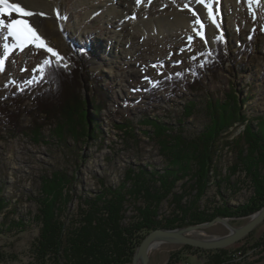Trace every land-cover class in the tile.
I'll return each instance as SVG.
<instances>
[{
  "label": "rangeland",
  "instance_id": "rangeland-1",
  "mask_svg": "<svg viewBox=\"0 0 264 264\" xmlns=\"http://www.w3.org/2000/svg\"><path fill=\"white\" fill-rule=\"evenodd\" d=\"M104 1L63 0L58 4L57 12L60 17L57 15L56 20L65 42L50 37L48 46L56 50L63 57L62 60H58L44 48L31 44L23 51L11 49L8 57L0 53L5 63L3 71H0V198L6 203L0 212V264H45L43 251L40 254V220L36 215L39 213L40 200L46 196L44 186L47 182L44 178H49L56 170L68 172L70 181H63L65 186L62 192L68 194L69 198L66 202L54 203V209L58 208L63 213L65 211L66 221L71 222L78 208L86 206V199L97 198L103 188L119 187L125 182L126 176L130 172L135 173V170L139 171V167L148 172L165 171V152L158 144L156 134H153L155 126L144 122L147 115L156 116L160 122L172 126L175 132L182 126L181 121L184 119L189 129L200 130L209 117L206 95L217 93L225 99L226 91L233 89L248 118L245 122L235 121L222 133L215 153L217 170H210L211 181L207 190L199 199H196L198 195L195 190L185 194V188L190 183L187 175L158 204L157 220L165 225L168 218L183 215L180 209L193 205L196 200L199 210L206 213H213L218 208L228 210L227 215L217 216L226 218L234 226L244 225L253 215H245L241 211L243 206L251 204L250 198L257 192L251 172H257L264 178V165L259 163L257 167L254 164L250 170L243 166L236 172H231L230 167L237 160L233 140L245 135L248 124L258 128L260 117L264 116V0L218 3L219 28L214 24L215 33H212L211 38L194 32L192 24L173 30L167 26L160 35L158 31H151L148 35L140 32L132 40L128 34L116 29L115 20L109 21L104 17L107 7L99 8ZM185 2L187 0H155L147 12L140 15V20H146L150 16L159 17L174 10H184L183 12L194 16L195 21L198 13L193 15L188 8H183ZM195 5L192 2L189 7L194 10ZM92 11L95 12L87 15ZM200 15L204 14L200 11ZM201 21H205V26H208L207 18L202 17ZM198 27L196 25L197 29ZM220 34L226 42L227 55L215 60L207 51L217 46L213 38L217 41L216 37ZM189 36L193 37L191 41ZM126 38L129 40L128 44H125ZM77 49L87 53L90 73L98 74L101 81L94 83L90 73H87V78L82 73L81 89L73 97L68 88L62 97L52 96L61 102L57 106L54 105L55 98L51 99L53 104L42 100L44 105L40 108L41 103L21 95L12 103V95L7 89H19L20 83H25L34 75L38 83L33 82L30 86L37 88V84L40 86V72H33L37 65L50 58L51 61L70 68L72 61L69 56L73 52L76 54ZM204 60H214L219 66L214 69L215 73L212 70L204 73L203 89L198 87L196 81L200 79L198 76L196 79L193 72L203 69ZM177 61L181 63L177 64ZM25 68L26 71H21ZM48 68L45 67L44 72ZM178 71L185 77L183 81H177L178 75L174 76ZM84 83L86 87L83 86ZM64 84L65 82L59 83L58 88L64 89ZM93 84L101 88L97 96L92 95ZM46 85L45 88L48 89L55 87L54 83ZM6 96L11 100L4 101ZM196 96L201 99L196 103L193 114L189 115L185 112L186 99ZM68 98L72 101V107L66 108L65 104L63 109ZM21 100L24 101L23 104ZM45 105H54L57 110ZM85 113L89 116L90 123L85 119ZM67 117L69 120H76V125L74 128L71 127L72 124L67 126L65 139H60L55 131L58 130L55 121L61 119L62 122ZM44 118L46 122L42 120ZM124 118L133 121L136 136H127L125 130L118 128L116 123ZM18 124L23 128L9 135L8 132L11 131H6L7 126L14 128ZM4 125H7L5 131L2 128ZM34 126L39 130L36 134L32 133ZM71 130L73 133H70ZM146 130H150V134ZM78 134L80 136L77 139L72 137ZM227 140L232 143L228 144ZM244 147V154L248 155L247 144ZM131 181L128 183L132 185ZM157 184V192H165L166 186ZM177 195L182 198H175ZM142 203V199H130L126 202V222L137 216L136 208L144 206ZM229 232L227 224L217 222L195 231L194 235L207 238L224 236ZM261 239L264 240V221L237 242L219 248L227 249L230 256L228 261L221 264H264V242L263 245H257ZM185 246L163 243L152 250L149 264H168L170 261L174 264H210L212 253ZM46 264L52 263L47 260Z\"/></svg>",
  "mask_w": 264,
  "mask_h": 264
},
{
  "label": "trees",
  "instance_id": "trees-1",
  "mask_svg": "<svg viewBox=\"0 0 264 264\" xmlns=\"http://www.w3.org/2000/svg\"><path fill=\"white\" fill-rule=\"evenodd\" d=\"M216 42L217 46L207 52L211 53L210 55L215 57V60H218L227 55L225 48L226 42L224 39ZM213 49L217 50L219 53H216L217 51ZM83 52L84 51L78 50V56L71 53L69 56L72 59L71 68L68 66L64 67L63 64L52 61L51 67L45 72L43 78H40V86L37 84V88H33L30 86L31 84L22 85L23 83H20L18 88L23 90L15 89V91L13 88H9L8 93L12 95L10 96L12 100L9 96H6L4 101L11 100L13 103L18 99V95L31 99V101L36 100L38 103H41L42 100H47L46 102L52 103L51 99L55 98L56 104L54 105L57 106L60 101L57 97L52 96L62 97V95L67 92V88L72 91L71 97H73V94L81 89L82 73L83 77L85 76V78H87V73L91 72L88 64L89 56L86 52ZM202 64L203 69L199 71L194 70L193 73L196 79L197 76L200 79L196 81L197 84H199L198 87L205 88L204 83H202L204 73L207 70H212L214 72V69L218 68L217 66L219 65L218 62L214 60L211 62L204 60ZM176 73H181L179 76L174 75L177 76V81H183L185 77L182 72L178 71ZM90 74L92 80L94 79V83H98V80H100L99 75L95 72ZM38 76L41 77V74L39 73ZM35 82L38 83L37 80ZM63 82H65L62 86L64 89L58 88L59 83L63 84ZM53 83L55 86L52 88L54 89L53 91L52 89L45 88V86H47L46 84ZM78 84L80 85L78 86ZM83 86L86 87L85 83ZM191 87L196 88L197 86ZM88 88L90 90L89 86ZM99 90H101V88L93 84L92 95L97 96L98 93H100L98 92ZM101 93L103 92L101 91ZM206 97L209 117H205L207 119L205 122L206 124L200 130L189 129L184 119L181 121L182 126H179L178 130L175 132L172 126L160 122L158 120L159 118L156 116L151 117L147 115L144 118V122H148V124H153L155 126L153 134H156L158 144L161 146V149H163L162 151L165 152L164 154L167 162L165 171L163 173L148 172L146 170H140V167L138 168L139 171L135 170V173H131L129 170L130 173L126 176L125 182L120 184L119 187L117 186L113 189L110 187L103 188L101 190L102 193H100L97 198L86 199L84 201L86 206L78 208L74 219L72 218L70 220L71 222L66 221V216L64 215L65 211L63 213L60 212V210L58 211V208L57 210L54 209V203L58 201L66 202L67 198H69L68 194L66 195L62 192L63 186H65L63 181H70L68 172L56 170L52 175H49V178H44V181L47 182L44 186L46 196L40 200L39 213H36V215L37 219L40 220V254L42 255L43 253V255H45V264L47 260L52 264H129L132 263L134 253L138 245L147 235V232L161 226H185L211 220L217 215H227L228 210L225 211L221 208L216 209L213 213H206L199 210V206L196 205L198 201L196 200L193 205L187 207L183 206L180 209L183 215L180 216L177 214V217L173 216L174 218H168L165 225L157 220L158 204L162 199H165L173 186L177 185L179 180L186 178L187 175L189 176L190 183L188 187L185 188V194H189L191 191L195 190L198 197L196 198L193 195L194 199H199L204 195L211 181L210 170L212 168H214V172L217 170V168H215V153L217 143L220 141L219 139L222 133L235 121L245 122L248 118L246 113L242 110L241 102L237 94H235L234 89L230 92L226 91L225 99L219 97L217 93L207 94ZM199 99L201 98L197 96L196 98L186 99L187 104L185 106V112L187 114H193V109ZM70 102L72 101L68 98L63 105V109L65 108V104H67L66 108L72 107V103ZM104 102L105 101L102 100V103ZM23 103L24 101H22V104ZM39 105L41 108L44 104L41 103ZM54 105H45V107L52 106L57 110ZM45 107L43 109H46ZM20 110H22V107ZM66 111L68 112L67 109ZM46 112L42 113L44 114ZM84 116L86 120H90L89 116H86V113ZM6 118L8 119V116ZM45 119L46 118L42 120L46 122ZM13 122L16 121L13 120ZM55 122L57 124L56 128L58 129L55 131L60 139L61 137L65 139L64 136H66L68 132L65 130L67 126L72 124L71 127L74 128L76 125V120H69V117H67L65 121L61 122V119H57ZM8 125L10 126L9 122ZM116 125H118V128L125 130L127 136H136L134 127L132 126L133 121L130 118L121 119L120 123H116ZM6 126L4 125V127H2L4 131ZM28 127L29 126H26V128ZM22 128L23 127L19 124L14 128H8L7 126L6 131H11L8 132L10 135L15 130H21ZM246 128L244 136H240L233 140V148L237 151V160L230 167L231 172H236L243 166L250 170L251 166L254 164L257 167L259 163L264 165V116L260 117L258 128L252 126V124H248ZM32 129H35L32 132L34 134L39 131L36 126ZM70 133H73V130H71ZM146 133L150 134V130H146ZM87 134L88 131L85 135ZM78 136H80V134L73 135L72 137H76L77 139ZM226 142L228 144L232 143L230 140ZM246 144L249 149L248 155L244 154V146ZM251 173L253 174L252 179L255 183V190H257V192L250 198L251 204L245 207L243 206L241 212L245 215L252 214L264 206V178L258 175L257 172L254 173L253 171ZM129 180L132 182V185L129 184ZM156 183H161L162 186H166L165 192H157L156 187H158L159 184L156 185ZM103 184L105 186V183ZM128 196L130 197L127 198ZM175 198L180 199L182 197L177 195ZM130 199H142V204L144 206H138L136 208L137 216H133L130 222H126V202L128 200L130 201ZM4 205H6L5 201L0 198V212L3 211ZM263 242L264 240L261 239L260 242H257V245H263ZM185 247L195 249L190 245H186ZM200 250L213 254L210 264H221L228 261L230 257L227 249ZM168 264H174V262L170 261Z\"/></svg>",
  "mask_w": 264,
  "mask_h": 264
},
{
  "label": "bare ground",
  "instance_id": "bare-ground-1",
  "mask_svg": "<svg viewBox=\"0 0 264 264\" xmlns=\"http://www.w3.org/2000/svg\"><path fill=\"white\" fill-rule=\"evenodd\" d=\"M62 1L63 0H10V2H12V3H21L22 6L27 5L29 10L33 11L34 13H43V15H34L32 17H27L26 19H29L32 22L33 27L36 28L39 35L45 39L47 44L50 43V37H53L54 39H56L60 42H65V39L63 37V33L61 32L62 30H60V28H58V24H57L58 21L56 20L57 13H58L57 12V6ZM229 1H231V0H219V3L223 2V4H224V2L229 3ZM154 2H155V0H151V3H149L148 0H141V3L137 4V0H134L133 3H132V0H105L104 3H102V5L99 6V8L103 9L104 7H107V9L104 10V17L107 18V20H109V21L115 20L116 29H119L120 32H122V33L128 34L129 37L131 38V40L134 39L136 34L138 35V33H140V32H142V34H144V35H148L151 31L152 32L158 31V34L160 35L161 33H163V29H165L167 26H170L171 27L170 29L173 30L176 28L182 29L183 27H186L188 25L193 24L195 17L192 16L191 14L185 13L186 11L183 12L184 10L183 11L174 10L171 13H168V12L164 13V14L160 15L159 17L150 16L146 20L145 19L140 20V15L147 12L148 7L152 6L154 4ZM215 4L216 3L214 2L213 6ZM130 8H132L134 10L133 11H132V9L129 10ZM98 9H97V11H98ZM193 9L196 13H198V16L200 17L201 20H202V17L207 18V8L203 4H196L195 8H193ZM215 9H216V11H214V7H213V11L218 12L217 13V15H218L219 11L217 10V4L215 5ZM221 9H222V7H221ZM95 11L88 12L87 15L90 16ZM200 11L204 15H200ZM217 15H216V21L218 23V16ZM48 17H51L52 19L50 20V19H48ZM3 18L5 19V21H10L11 19L18 18V16L16 13H13L12 16H6ZM143 24H145V25H143ZM198 29H199V27H198ZM54 31L56 33H54ZM213 32H214V24H211L210 28H209V26H205V28L203 30V35H206L207 37L211 38ZM5 34L6 33L4 31H0V53H1V55L4 51L3 45L5 43H8L9 45H11V43H12L11 38H9L7 41H5V39H4ZM115 34L117 35L116 32H115ZM128 41H129L128 38H126L125 44H128ZM213 41L216 43L215 37L213 38ZM78 50L79 49H77V51H76L77 56L79 55ZM10 51H9V53H10ZM9 53H8V56H9ZM83 53H85V52H83ZM0 59H2V56H0ZM70 59H71V57H70ZM110 66H112V65H110ZM70 68H71V66H70ZM22 85H26V84L23 83ZM8 90L9 89H7V91ZM17 90H20V88ZM158 228H172V227H158ZM175 228L178 229V228H184V227H175ZM194 234H195V231H193V233H191V235H194ZM194 236H198V235H194ZM182 245H188V244H182ZM192 247L197 248V249H205V248H200V247H196V246H192ZM223 248H225V247H223Z\"/></svg>",
  "mask_w": 264,
  "mask_h": 264
},
{
  "label": "snow or ice",
  "instance_id": "snow-or-ice-1",
  "mask_svg": "<svg viewBox=\"0 0 264 264\" xmlns=\"http://www.w3.org/2000/svg\"><path fill=\"white\" fill-rule=\"evenodd\" d=\"M151 3V0H148ZM196 4H203L207 8V22L210 28L211 24H216L217 28H219V24L216 21L217 12L213 11V3L215 2L217 5L219 0H187L184 3L183 8H188L190 11L193 12V15H196V12L192 10L189 5L190 3ZM141 3V0H137V4ZM183 10V9H182ZM13 13H16L18 18L11 19L10 21H5L3 17L12 16ZM34 15H43V13H34L33 11L29 10L27 5L22 6L21 3H12L10 0H0V31H4L6 34L4 35L5 41L11 38L12 43L9 45L5 43L3 45L4 51L2 53L3 56H7L11 49H18L19 51H23L25 47L28 45H34L37 48H44L48 53L54 55L58 60H62L63 57L59 55V53L48 46L47 42L43 37L39 35L36 28L33 27L32 22L27 17H32ZM59 16V13H57ZM134 18V17H133ZM255 18V17H254ZM196 25H199V29L196 28ZM205 28V21H201L200 17L196 15L195 21H193V31L197 32L199 35H203V30ZM251 38V37H250ZM189 41L193 39L192 36L188 37ZM223 36L222 34L216 37L217 41H222ZM207 43V39L205 40ZM184 49H181L183 51ZM195 59V57H192ZM14 63V61H13ZM177 64L181 63L180 61L176 62ZM3 64L4 61L0 59V71H3ZM52 61L50 58H46L44 61L41 62L40 65H37V68L33 69V72L39 71L41 74V79L45 74L44 69L45 67H51ZM67 67V65H63ZM155 67V65H153ZM27 69H21V71H26ZM176 75H181V73H176ZM37 77L34 75L25 83L31 84L35 82ZM145 79H148L145 77ZM14 82V81H13ZM21 91L23 89H20Z\"/></svg>",
  "mask_w": 264,
  "mask_h": 264
},
{
  "label": "water",
  "instance_id": "water-1",
  "mask_svg": "<svg viewBox=\"0 0 264 264\" xmlns=\"http://www.w3.org/2000/svg\"><path fill=\"white\" fill-rule=\"evenodd\" d=\"M262 221H264V206L257 212L253 213L251 219L241 226H234L233 224H230L226 218L217 216L211 221L190 224L184 228H157L147 234L139 244L134 254L132 264H149L152 250L163 243L188 244L205 249L223 248L237 242L249 234ZM217 222L227 224L230 232L224 236L207 238L191 235L193 231L200 230Z\"/></svg>",
  "mask_w": 264,
  "mask_h": 264
}]
</instances>
